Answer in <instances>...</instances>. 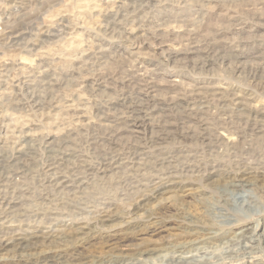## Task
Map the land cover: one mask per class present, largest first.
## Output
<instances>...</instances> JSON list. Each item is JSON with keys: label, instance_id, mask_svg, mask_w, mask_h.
<instances>
[{"label": "bare ground", "instance_id": "bare-ground-1", "mask_svg": "<svg viewBox=\"0 0 264 264\" xmlns=\"http://www.w3.org/2000/svg\"><path fill=\"white\" fill-rule=\"evenodd\" d=\"M180 1L182 15L187 12L202 19L215 15L224 22H231L232 31H257V25L242 24L236 15L224 9V3L236 0ZM8 2L22 6V10L14 13L10 8H0V17L4 19L0 25V105L9 106L8 112L0 110V188H3L0 194V264H91V261L78 253L77 248L96 238H104L109 243L108 246L121 250L116 238L124 239L132 231H142L149 227L158 234L159 228L152 227L157 221L153 222L152 216L141 219L136 209H143L151 200L165 202L168 199L166 196L176 189L183 191L188 180H184L182 176H188L189 173L197 178L217 174L221 179H227L216 190L210 191L214 196L215 206L220 209L226 210L238 191L244 190V195L240 196L244 201L247 197L253 198L251 195L260 187L259 183L264 182V166L250 171L237 168V163L236 170H231L220 165L217 160L209 168L203 169L200 164L201 150L199 152L186 147L165 145L170 140L188 137L196 138L206 148L209 145H225L227 149L233 150L237 146V139L229 133L227 134L230 136H225L223 129L208 134L205 123H201L198 129L177 124L171 117V106L182 105L189 100L186 99L187 96L169 100L156 96L163 86L152 81L154 69L143 65L145 62L139 56L138 47L141 39L146 37L141 15L149 7H156V4L162 2ZM36 7L37 11L34 9ZM169 30L176 32L172 28L167 31ZM227 31L220 28L216 34L222 36ZM210 49L217 54L226 51L235 53L239 61L247 58L241 45H234L232 42L223 43L220 47L210 46ZM118 54L125 60L135 58L138 67L135 77L141 87L138 102L129 105L127 114H124L125 129L135 140L127 148H117V144L107 145L104 154L95 159L80 150V139L89 136L92 130L108 127L100 122V113L93 112L90 108V101L85 94H95L101 91V87H108L105 79L92 80L83 72L98 63H108ZM175 57L176 55H171L169 58ZM208 66L204 63L200 69L203 71ZM69 81L74 83L69 86L71 90L65 85ZM165 83H169V88H164L168 90H179L183 84L176 78ZM209 90L211 91H197L198 95L193 99L195 104H200L199 110L203 113L207 114L215 103L220 109V117H217L222 122L230 110H235L241 115L254 114V118L248 120L253 125H260V118L264 117V105L252 104L253 98L246 91L228 93L223 88ZM56 93H61L63 103L54 102ZM46 115L50 117L51 123H46ZM41 138L46 139L45 150L49 154L42 172V188L46 193L50 191L60 195L63 203L60 201L53 204L45 196L48 203L43 207L26 208L27 171L18 163L29 154L28 146ZM110 141L113 139H109ZM3 142L11 145L8 147V154L1 150ZM106 143L108 142L102 145L105 147ZM261 162L264 165V158ZM147 166H151L152 173H144ZM118 171L135 172L138 177L137 185L134 186L137 190L134 192L135 197L133 196L135 202L126 208L125 216L120 217L117 208L107 202L96 207L86 205V208L71 205L81 210L69 212L79 215L82 211L81 217L74 215L73 219L62 218L67 212L65 206L69 197L73 196L70 200L76 204H81L84 198L75 192V188L80 190L101 175ZM11 187H16V193L12 195L5 190ZM109 204L111 205L108 206ZM245 223V218L242 217L231 220L229 225L236 226L235 229L239 232H235L236 237L228 239L229 242H222L224 254L221 255L216 254V248L205 245L204 241L208 242L219 236L218 233L208 232L203 234L207 237L203 240L198 238L197 241L173 246L170 249L173 253L152 256L149 250H144L134 256H112L107 264H264V236L261 239L249 234L251 229Z\"/></svg>", "mask_w": 264, "mask_h": 264}, {"label": "rangeland", "instance_id": "rangeland-1", "mask_svg": "<svg viewBox=\"0 0 264 264\" xmlns=\"http://www.w3.org/2000/svg\"><path fill=\"white\" fill-rule=\"evenodd\" d=\"M159 1L162 3L156 4V7H149L140 17L146 28V37L141 39V44L138 47L139 56L145 62L143 65L149 69H154L152 81L163 86L161 91L156 93V96L158 95L163 100L187 96L186 99L189 100H186L182 105L171 106L170 114L173 121L177 124L179 123V125L181 124L186 128L198 129L201 123H205V128H208V134H214L216 131H222L223 129L225 136L229 133L231 137L237 139V146L233 150L227 149L225 145H213L212 147L209 145L206 148L196 138L191 139L188 137L186 139L178 137L179 139L170 140L165 145L202 151L200 164L203 169L209 168L217 160L220 165L226 166L227 169L231 170H236L237 163L240 164L237 165L239 166L237 168L250 169V171L263 167L264 165L261 161L264 158V117L263 119L260 118L261 122L258 127L248 120L253 119L254 114L249 115L246 113L241 115L235 110H230L227 117L224 116L225 120L222 122L218 118L220 117V109L215 103L213 107H210L209 112L205 114L199 110L201 108L200 104H195L193 99L196 98L199 90L210 92L211 90L209 89L211 88H223L228 93L246 91L253 98L252 104L257 106L264 105V46L261 47V44L264 43V0H236L233 3L223 4L224 9L230 14L236 15L242 24L257 25L256 32L232 31L233 25L231 22H224V20L218 19L215 15L209 19H202V17L187 14V12L182 15L183 10L180 0ZM1 7L10 8L11 12L14 13L22 10V6L8 2V0H0ZM37 8H34L35 11H37ZM3 20L0 17V25H2ZM168 28L175 29L178 33L174 34L176 32L171 30L167 31ZM220 28H225L228 31L219 36L216 32ZM214 38L215 40H213ZM226 42L241 45V50H244L247 58L239 61L235 53L226 51L225 53L217 54L210 51V46L211 48L213 46L220 47ZM171 55H176V57L170 59ZM134 59L125 60L118 54L116 57L113 56L108 63H98L90 70L83 72L85 75L90 76L92 80L93 78L105 79L108 87L107 89L101 87V91L95 94H85L90 101V108L94 110L93 112L100 113L102 117L100 122L108 127L92 130L89 136L80 139V150L91 155L92 158L97 159L103 155L104 151L107 150L105 149L107 145L117 144V148H127L135 140L132 139L125 129L127 108L129 105H134V103L138 102L141 88L139 86L140 83L136 82L135 79L136 73H138L136 68L138 67ZM204 63L209 66L202 71L200 67ZM172 78L182 81L183 84L178 88L180 91L164 89L169 88V83L166 85L165 81L170 82ZM65 85L69 87L74 85V83L69 81ZM143 88L146 89L145 87ZM68 90H71V87ZM54 102L63 103L61 93L55 94ZM190 102L191 104H189ZM176 107L179 109H176ZM0 110L8 112L9 106L2 107L0 105ZM45 113H48V111ZM49 119L50 117L47 116L46 123H51ZM257 120H259L258 117ZM109 139H113V141L109 142ZM105 142L108 143L104 147L102 144ZM4 143V146H1V150L8 154L11 145L10 143H7V145ZM46 146L47 142L44 138H41L36 143H31L28 146L29 154L20 160L21 163H18L27 171L25 181V188L27 189L26 208L30 206L32 208L43 207L44 204L48 203L45 196H48L54 202L53 204L62 202L60 195L50 191L46 193L45 189L42 188V172L49 157L45 150ZM200 164H196V166H200ZM152 172L151 166H147L144 171V173L149 174ZM191 175L193 174L189 173L188 176H182V178H185L184 180H188L183 191L176 189L173 193L166 196L168 199L165 202L160 201V203L159 201L151 200L143 209H136L141 219L146 216H152L153 222L157 221L152 224V227L159 228L158 234L152 232L149 227L142 231H132L124 239L116 238L121 250L108 246L109 243H106L104 238H96L88 244L79 246L77 248L78 253L82 257L87 258L88 261H91V264H107L112 256H134L137 252L144 250H149V254L152 256L160 253L165 255L166 252L173 253L170 250L173 246L197 241L198 238L203 240L207 238L203 234L213 232L218 233L219 236L208 242L204 241V243L208 247L216 248V254L221 255L224 254V249L221 248L223 246L222 242H229L228 239L236 237L235 232H239V230L235 229L236 226L229 225L232 219H238L239 217L245 218V224L251 229L249 234L263 239L264 182L259 183L260 187L255 189L254 195H251L253 198L247 197L246 201L240 198L241 195H244V190L238 191V195L235 193L234 200L224 210L215 206L216 202L213 201L214 196L210 194V191L212 189L216 190L227 179H221L222 177L217 174H206L201 178ZM137 178L135 172L118 171L101 175L96 180H92L89 185H84L81 188L82 190H76L75 188V192L84 198L81 204H76L71 201L73 196L69 197L65 206L67 212L62 218L73 219L72 216L75 214L70 213L69 210L72 212L81 210L71 205L86 208V205L96 207L107 202L117 208L121 214L120 217L125 216L127 214L126 208L135 202L134 192L137 190L134 186L137 185ZM224 180L225 182H222ZM2 190L3 188H0V194ZM5 190L10 195L16 193V187ZM81 214L82 211L75 216L81 217ZM118 220L121 221L120 219ZM5 254L8 255V253Z\"/></svg>", "mask_w": 264, "mask_h": 264}]
</instances>
